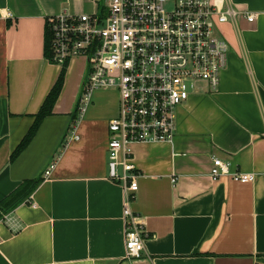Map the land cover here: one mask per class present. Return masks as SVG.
<instances>
[{"label": "crops", "instance_id": "0c3cea01", "mask_svg": "<svg viewBox=\"0 0 264 264\" xmlns=\"http://www.w3.org/2000/svg\"><path fill=\"white\" fill-rule=\"evenodd\" d=\"M104 1L0 0V200L24 180L43 179L1 217L0 264H264V0H212L254 14L220 26L229 52L218 89L177 108L172 143L131 145L139 173L131 209L145 230L139 258L126 256L124 193L107 178L118 97L110 107L89 103L73 121L84 75L76 60L53 113L10 159L62 68L44 53L46 17L95 13ZM213 157L255 180L211 179Z\"/></svg>", "mask_w": 264, "mask_h": 264}, {"label": "built area", "instance_id": "2783aa9c", "mask_svg": "<svg viewBox=\"0 0 264 264\" xmlns=\"http://www.w3.org/2000/svg\"><path fill=\"white\" fill-rule=\"evenodd\" d=\"M241 17L254 20L253 13L231 3L219 7L212 0H105L95 13L63 11L45 19L49 62L63 67L78 57L86 60L76 120L95 90L112 88L118 93L117 114L107 125V178L124 193L129 258L142 255L145 233L143 217L131 209L139 177L131 145L173 142L177 108L192 93L218 89L229 52L220 26L236 24ZM70 134L71 139L79 138L74 126ZM54 166L47 167L45 177ZM209 176L255 180L254 173L231 171L230 163L219 157L212 158Z\"/></svg>", "mask_w": 264, "mask_h": 264}, {"label": "trees", "instance_id": "16d2710c", "mask_svg": "<svg viewBox=\"0 0 264 264\" xmlns=\"http://www.w3.org/2000/svg\"><path fill=\"white\" fill-rule=\"evenodd\" d=\"M44 53L46 57L50 55L49 42L46 36H45ZM65 74H66V66H63L60 69L56 80L54 81L53 85L49 89L44 100L42 101L38 111L34 114V121L31 127L29 128V130L24 135L20 143L12 152L10 157L11 160H14L29 144V142L37 132L43 119L53 113V107L63 87ZM76 119H77V105H76V110H74L73 112V121H75ZM42 180H43L42 177H39L37 179L24 180L22 183L19 184V186L16 189H14L11 193H9L7 196L1 199L0 218L4 214L9 212L11 209L16 207L18 204H20L22 201H24L34 191V189L40 184Z\"/></svg>", "mask_w": 264, "mask_h": 264}, {"label": "rangeland", "instance_id": "374dc122", "mask_svg": "<svg viewBox=\"0 0 264 264\" xmlns=\"http://www.w3.org/2000/svg\"><path fill=\"white\" fill-rule=\"evenodd\" d=\"M74 60H76L78 62V65L81 69H83V72H84V75H85V67H86V60L84 57H78V58H75ZM83 67V68H82ZM84 75H83V80H84ZM73 78V75L71 76V79ZM83 80H82V83H83ZM82 83H81V86H82ZM81 86H80V89L77 93V98H76V102L78 101L79 99V96H80V91H81ZM118 97V93L114 90V89H97L95 90L93 93H92V96H91V100H90V104L89 106L87 107L90 108L91 106H96L98 104H100L102 102V104L104 103L106 105V107H110L109 105L114 103V99H117ZM68 100H71V96L67 97ZM104 100V101H103ZM103 104V105H104ZM101 113H103L104 110H101V108H99ZM102 120L106 121V119L104 117H100Z\"/></svg>", "mask_w": 264, "mask_h": 264}]
</instances>
